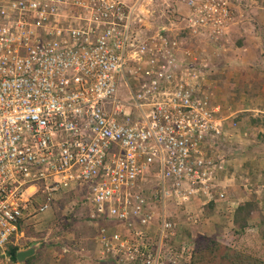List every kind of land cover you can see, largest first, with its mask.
<instances>
[{"label": "built area", "instance_id": "1", "mask_svg": "<svg viewBox=\"0 0 264 264\" xmlns=\"http://www.w3.org/2000/svg\"><path fill=\"white\" fill-rule=\"evenodd\" d=\"M155 3L196 31L232 18L229 0H0V264H20L27 218L71 197L101 261L193 255L168 207L225 197L227 118L162 30L142 33Z\"/></svg>", "mask_w": 264, "mask_h": 264}, {"label": "rangeland", "instance_id": "2", "mask_svg": "<svg viewBox=\"0 0 264 264\" xmlns=\"http://www.w3.org/2000/svg\"><path fill=\"white\" fill-rule=\"evenodd\" d=\"M229 2L232 18L220 28L206 26L196 31L188 23L178 24L180 18L159 3L141 23L145 37L162 30L169 45L175 44L179 57L188 62L183 69H199L196 74L203 88L227 118L225 136L214 150L223 166L215 181L225 197L211 207L213 201L204 199L194 200L189 208L168 207L179 222V233L189 229L191 236L186 233L185 240L191 251L197 240L198 261L193 264H224L227 248L242 253V261L248 256L250 264H264V0ZM119 95L130 96L123 82ZM71 201L72 197L64 202L65 207L60 202L59 208L27 218V233L24 240H18L19 247L34 243L39 247L24 264L105 262L92 241V227ZM194 212L201 217L192 223L188 216ZM210 241L218 242L220 248ZM171 242L173 246L182 243ZM192 257L188 254L177 264H192Z\"/></svg>", "mask_w": 264, "mask_h": 264}, {"label": "trees", "instance_id": "3", "mask_svg": "<svg viewBox=\"0 0 264 264\" xmlns=\"http://www.w3.org/2000/svg\"><path fill=\"white\" fill-rule=\"evenodd\" d=\"M214 202H217V201L213 200V202H211L212 204H210L209 207H211ZM173 208H175V206H173ZM170 209H172V208H170ZM186 229L187 228H185V230H184L185 232L182 233V234L179 233L181 230L178 231L176 237L174 238L175 240H173V241L174 242H178V241L180 242L182 240V238H185L186 233L188 234V236L189 235L191 236V234H189L190 232L187 231L189 229H187V230ZM196 242H197V240H195V244H196V247H197L198 243H196ZM210 243H214L215 246H217V248H220V244L218 242L210 241ZM196 247L193 250V255H192L193 256L192 257L193 258V262H192V264L195 263V261L196 262L198 261V258L196 257V255H197V252L199 253V250H197ZM18 249H19V247H15V248L12 249V254H13V257H14L15 260H17V255L16 254H17ZM209 249H210V244H208V250ZM196 250H197V252H196ZM224 255H225V256H223L224 264H250V259H249L248 256H245V258H243V261H242V257H241L242 253H239L238 251H236L233 248H227ZM239 256H240V258H239ZM233 258H235L236 260H234ZM203 263H201V264H203Z\"/></svg>", "mask_w": 264, "mask_h": 264}, {"label": "water", "instance_id": "4", "mask_svg": "<svg viewBox=\"0 0 264 264\" xmlns=\"http://www.w3.org/2000/svg\"><path fill=\"white\" fill-rule=\"evenodd\" d=\"M38 247H39V244L34 243L25 249L19 250L17 253V257L20 263L24 264L29 257L36 254Z\"/></svg>", "mask_w": 264, "mask_h": 264}, {"label": "clouds", "instance_id": "5", "mask_svg": "<svg viewBox=\"0 0 264 264\" xmlns=\"http://www.w3.org/2000/svg\"><path fill=\"white\" fill-rule=\"evenodd\" d=\"M216 201H217V200H216ZM24 245H25V244H24ZM17 247H19V245H18ZM28 247H29V246H28ZM20 248H21V247H19L18 251L27 248V246H24V248H21V249H20ZM18 251H17V253H18ZM16 255H17V254H16ZM17 260H18V257H17ZM18 261H19V260H18ZM20 264H21V263H20Z\"/></svg>", "mask_w": 264, "mask_h": 264}]
</instances>
